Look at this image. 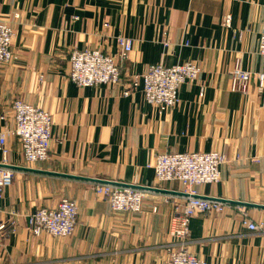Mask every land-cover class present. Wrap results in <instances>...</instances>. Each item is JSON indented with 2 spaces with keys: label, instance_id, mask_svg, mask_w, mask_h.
Wrapping results in <instances>:
<instances>
[{
  "label": "crops",
  "instance_id": "crops-1",
  "mask_svg": "<svg viewBox=\"0 0 264 264\" xmlns=\"http://www.w3.org/2000/svg\"><path fill=\"white\" fill-rule=\"evenodd\" d=\"M0 21L14 29V59L0 65V134L13 126L15 99L52 115L46 161L29 165L18 139L7 137L9 166L38 172L12 168L0 219L16 220L17 228L0 241V264H164L173 242L171 200L182 196L179 182L159 183L148 167L165 151L227 158L221 181L198 193L231 202L191 219L187 249L207 264H264L263 98L255 85L229 90L236 60L264 72L257 52L264 0H0ZM117 35L133 41L122 63L127 84L150 65L187 61L202 67L199 80L182 85L179 103L162 111L146 101L142 85L126 96L119 85L80 87L67 78L71 51L117 56ZM92 180L157 190H149L141 213L115 212ZM63 198L78 205L74 234L28 235V215ZM244 212L263 230H248Z\"/></svg>",
  "mask_w": 264,
  "mask_h": 264
},
{
  "label": "built area",
  "instance_id": "built-area-1",
  "mask_svg": "<svg viewBox=\"0 0 264 264\" xmlns=\"http://www.w3.org/2000/svg\"><path fill=\"white\" fill-rule=\"evenodd\" d=\"M227 15L225 22L230 24ZM108 27L109 23H105ZM13 26L0 21V65L11 63L13 52ZM118 54L112 55L101 48L74 49L69 56L67 78L80 87L101 84L119 85L124 95L142 85L146 101L162 111L176 106L180 87L199 80L202 67L193 61L166 66L162 63L150 65L142 75H133L129 84L122 77V63L133 49V42L124 35L114 37ZM257 52L264 57V30L260 34ZM255 85L263 98L264 72L252 73L242 68L236 61L230 72L229 90L247 93ZM204 88H202V91ZM12 128L5 127L0 134V214L2 213L3 191L13 183L14 170L9 167L7 157L9 147L7 137L15 136L29 165L48 160L52 139V115L22 99H15L11 105ZM227 158L217 151H195L178 153L165 151L155 156L148 164L155 171L159 183L177 181L181 184L180 198H172L174 213L170 219L169 235L173 239L168 248L169 259L164 264H207L187 249L190 221L197 215L220 212L224 202L219 199L200 196L198 186L217 184L221 181V168ZM134 184L99 183L95 192L104 197L115 212L141 213L149 187ZM154 188V187H153ZM78 205L76 201L63 198L55 208H40L28 215L26 231L28 235L39 236L47 233L57 238L71 237L76 228ZM242 222L250 231H262L263 224L255 223L247 213ZM17 227L16 220L0 219V241Z\"/></svg>",
  "mask_w": 264,
  "mask_h": 264
},
{
  "label": "water",
  "instance_id": "water-1",
  "mask_svg": "<svg viewBox=\"0 0 264 264\" xmlns=\"http://www.w3.org/2000/svg\"><path fill=\"white\" fill-rule=\"evenodd\" d=\"M10 168H20V169H24L26 171H37L38 170H35V169H30V168H23V167H14V166H9ZM41 173H44V174H51V175H57V176H64V177H69L70 175H66V174H62V173H56V172H47V171H39ZM72 177V176H71ZM76 178H82V177H76ZM94 182H99V183H115V182H111V181H103V180H92ZM142 188H145V187H142ZM145 189H148V190H157L155 188H145ZM220 201L222 202H231V201H225V200H222V199H219Z\"/></svg>",
  "mask_w": 264,
  "mask_h": 264
},
{
  "label": "rangeland",
  "instance_id": "rangeland-1",
  "mask_svg": "<svg viewBox=\"0 0 264 264\" xmlns=\"http://www.w3.org/2000/svg\"><path fill=\"white\" fill-rule=\"evenodd\" d=\"M13 33H14V32H13ZM13 36H14V34H13ZM128 38H129V37H128ZM131 40H132V39H131ZM132 42H133V41H132ZM129 54H130V53H129ZM236 61H240V63H241V60H239V59L236 60ZM231 71H232V70H231ZM247 71H248V70H247ZM196 82H197V81H196ZM13 183H14V177H13ZM13 183H12V184H13ZM198 187H200V186H198ZM198 187H197V190H198ZM248 216H249V215H248ZM249 218H250V217H249ZM250 219H251V218H250ZM251 220H252V219H251ZM16 228H17V227H15V229L12 230L11 227H9V229L11 230L10 233H15V232H16ZM25 229H26V227H25ZM10 233H9V234H10ZM191 253H192V252H191Z\"/></svg>",
  "mask_w": 264,
  "mask_h": 264
}]
</instances>
